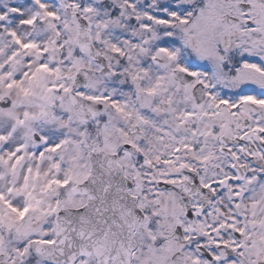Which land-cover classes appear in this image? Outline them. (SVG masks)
<instances>
[{
  "label": "snow or ice",
  "instance_id": "snow-or-ice-1",
  "mask_svg": "<svg viewBox=\"0 0 264 264\" xmlns=\"http://www.w3.org/2000/svg\"><path fill=\"white\" fill-rule=\"evenodd\" d=\"M0 264H264V0H0Z\"/></svg>",
  "mask_w": 264,
  "mask_h": 264
}]
</instances>
